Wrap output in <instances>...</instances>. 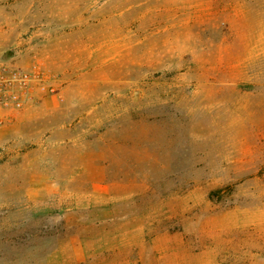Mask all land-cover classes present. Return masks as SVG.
Segmentation results:
<instances>
[{"label":"rangeland","instance_id":"1","mask_svg":"<svg viewBox=\"0 0 264 264\" xmlns=\"http://www.w3.org/2000/svg\"><path fill=\"white\" fill-rule=\"evenodd\" d=\"M0 55L66 101L0 129V264H264V0H0Z\"/></svg>","mask_w":264,"mask_h":264},{"label":"built area","instance_id":"2","mask_svg":"<svg viewBox=\"0 0 264 264\" xmlns=\"http://www.w3.org/2000/svg\"><path fill=\"white\" fill-rule=\"evenodd\" d=\"M63 82L34 61L28 67L6 61L0 55V127L16 123L23 114L46 99L64 101Z\"/></svg>","mask_w":264,"mask_h":264},{"label":"crops","instance_id":"3","mask_svg":"<svg viewBox=\"0 0 264 264\" xmlns=\"http://www.w3.org/2000/svg\"><path fill=\"white\" fill-rule=\"evenodd\" d=\"M65 102H66L65 99L63 102H61L57 97H51V98L46 99L40 106L32 108L27 112L26 118L23 121L24 124L28 125L30 122L36 123L35 121H37V119L35 116L40 115V113H42L46 110H49L52 108L54 109L56 106L63 105V104H65ZM11 126L12 125H5V126L0 127V129L10 128ZM95 163L96 162H94V164L90 165V168L87 169L86 174H89L90 176H94V175L101 174V172L103 173V171H100V169L102 170L103 166L105 167V165H102L101 161H97V163L96 164ZM95 167H96V169H95ZM93 170H95V171H93ZM88 180L101 182V181H106L107 179L100 178V177H97V178L90 177V178H88Z\"/></svg>","mask_w":264,"mask_h":264}]
</instances>
